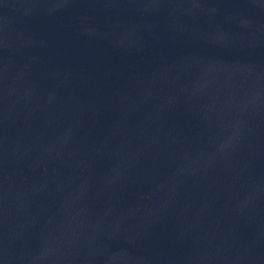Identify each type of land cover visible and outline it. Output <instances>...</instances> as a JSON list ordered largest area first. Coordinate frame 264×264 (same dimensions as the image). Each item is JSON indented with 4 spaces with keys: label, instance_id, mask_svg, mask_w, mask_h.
I'll list each match as a JSON object with an SVG mask.
<instances>
[{
    "label": "water",
    "instance_id": "95a60500",
    "mask_svg": "<svg viewBox=\"0 0 264 264\" xmlns=\"http://www.w3.org/2000/svg\"><path fill=\"white\" fill-rule=\"evenodd\" d=\"M0 264H264V0H0Z\"/></svg>",
    "mask_w": 264,
    "mask_h": 264
}]
</instances>
